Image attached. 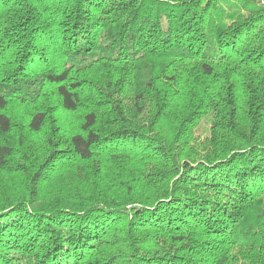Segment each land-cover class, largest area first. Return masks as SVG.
<instances>
[{"label":"trees","instance_id":"1","mask_svg":"<svg viewBox=\"0 0 264 264\" xmlns=\"http://www.w3.org/2000/svg\"><path fill=\"white\" fill-rule=\"evenodd\" d=\"M0 264H264V2L0 0Z\"/></svg>","mask_w":264,"mask_h":264},{"label":"rangeland","instance_id":"2","mask_svg":"<svg viewBox=\"0 0 264 264\" xmlns=\"http://www.w3.org/2000/svg\"><path fill=\"white\" fill-rule=\"evenodd\" d=\"M262 2H264V0H262ZM208 128V130H209V128H210V130H216L217 129V127H216V125L214 124V123H207L205 120L203 121V120H201L200 122H199V126H198V129L199 130H197V133H203V134H206L207 132H206V129ZM207 130V131H208Z\"/></svg>","mask_w":264,"mask_h":264}]
</instances>
